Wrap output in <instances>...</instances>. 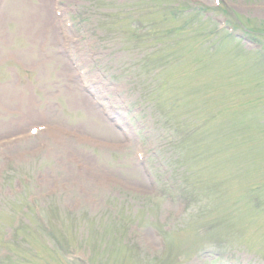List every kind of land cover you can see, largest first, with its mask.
Returning <instances> with one entry per match:
<instances>
[{
    "label": "rangeland",
    "instance_id": "374dc122",
    "mask_svg": "<svg viewBox=\"0 0 264 264\" xmlns=\"http://www.w3.org/2000/svg\"><path fill=\"white\" fill-rule=\"evenodd\" d=\"M187 1L0 0V264H264V0Z\"/></svg>",
    "mask_w": 264,
    "mask_h": 264
},
{
    "label": "trees",
    "instance_id": "16d2710c",
    "mask_svg": "<svg viewBox=\"0 0 264 264\" xmlns=\"http://www.w3.org/2000/svg\"><path fill=\"white\" fill-rule=\"evenodd\" d=\"M162 1L164 2L169 1V5L166 8H168V10L171 11L170 15L172 16V20L174 21L180 20L181 23L183 21V27L181 28V30L187 29L190 26V24L193 23L194 20H190L189 22H187L185 19H182L183 17L189 16L190 12H192L191 15H194L193 13H196L199 14L204 19L203 15L201 13H197L196 9L193 8V6L189 2H187V0H183L182 2L176 3L175 5H172L173 0H162Z\"/></svg>",
    "mask_w": 264,
    "mask_h": 264
}]
</instances>
